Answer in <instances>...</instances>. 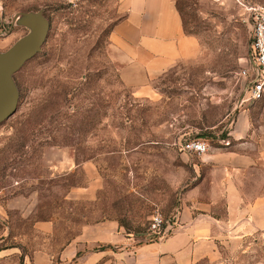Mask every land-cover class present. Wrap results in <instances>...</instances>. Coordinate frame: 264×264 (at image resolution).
Listing matches in <instances>:
<instances>
[{"label":"rangeland","instance_id":"rangeland-1","mask_svg":"<svg viewBox=\"0 0 264 264\" xmlns=\"http://www.w3.org/2000/svg\"><path fill=\"white\" fill-rule=\"evenodd\" d=\"M247 4L264 0H178L197 50L140 91L108 51L122 0H0V52L29 32L12 25L17 14L42 10L51 22L0 125V264H98L88 256L106 235L132 246L164 238L153 217L174 226L200 174L202 156L183 150L192 140L220 160H256L264 184V100H249L242 75L253 66ZM222 253L215 264H264V231Z\"/></svg>","mask_w":264,"mask_h":264},{"label":"crops","instance_id":"crops-1","mask_svg":"<svg viewBox=\"0 0 264 264\" xmlns=\"http://www.w3.org/2000/svg\"><path fill=\"white\" fill-rule=\"evenodd\" d=\"M177 1L122 0L126 16L114 26L108 51L127 86L145 91L194 56L198 43L186 33ZM209 151L195 165L200 174L164 238L132 246L124 236L106 235L88 258L98 264H215L224 258V246L264 231V184L254 172L256 160L237 153L220 160L217 149ZM117 245L124 246L118 253Z\"/></svg>","mask_w":264,"mask_h":264},{"label":"water","instance_id":"water-1","mask_svg":"<svg viewBox=\"0 0 264 264\" xmlns=\"http://www.w3.org/2000/svg\"><path fill=\"white\" fill-rule=\"evenodd\" d=\"M12 22L29 32L7 51L0 52V125L18 108L20 93L14 76L42 52L51 29V22L42 10L17 14Z\"/></svg>","mask_w":264,"mask_h":264},{"label":"built area","instance_id":"built-area-1","mask_svg":"<svg viewBox=\"0 0 264 264\" xmlns=\"http://www.w3.org/2000/svg\"><path fill=\"white\" fill-rule=\"evenodd\" d=\"M248 23L251 27V55L253 66L243 70L242 75L249 79V100L258 102L264 100V5H245ZM209 145L202 140H192L183 145L187 153L204 155L209 151ZM151 228L158 236L165 234L163 219L154 216Z\"/></svg>","mask_w":264,"mask_h":264},{"label":"trees","instance_id":"trees-1","mask_svg":"<svg viewBox=\"0 0 264 264\" xmlns=\"http://www.w3.org/2000/svg\"><path fill=\"white\" fill-rule=\"evenodd\" d=\"M223 139H225V138H223Z\"/></svg>","mask_w":264,"mask_h":264}]
</instances>
